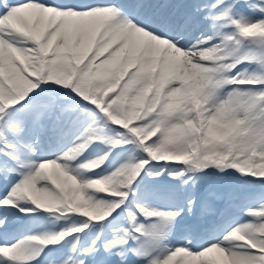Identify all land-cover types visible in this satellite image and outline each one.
Here are the masks:
<instances>
[{"label": "snow or ice", "instance_id": "1", "mask_svg": "<svg viewBox=\"0 0 264 264\" xmlns=\"http://www.w3.org/2000/svg\"><path fill=\"white\" fill-rule=\"evenodd\" d=\"M0 264H264V0H0Z\"/></svg>", "mask_w": 264, "mask_h": 264}]
</instances>
